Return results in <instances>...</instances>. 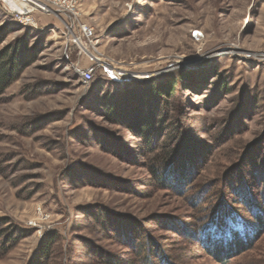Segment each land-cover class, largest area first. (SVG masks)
Here are the masks:
<instances>
[{
  "label": "rangeland",
  "instance_id": "1",
  "mask_svg": "<svg viewBox=\"0 0 264 264\" xmlns=\"http://www.w3.org/2000/svg\"><path fill=\"white\" fill-rule=\"evenodd\" d=\"M74 7L103 57L88 83L61 19L23 24L0 2V48L37 50L0 95V264H264V0ZM112 95L148 116L146 138L108 120ZM160 173L179 177L164 186ZM224 208L259 226L220 260L204 227Z\"/></svg>",
  "mask_w": 264,
  "mask_h": 264
},
{
  "label": "trees",
  "instance_id": "2",
  "mask_svg": "<svg viewBox=\"0 0 264 264\" xmlns=\"http://www.w3.org/2000/svg\"><path fill=\"white\" fill-rule=\"evenodd\" d=\"M8 33L9 31L5 26L0 27V44L4 41ZM36 56V48L28 46L27 42L23 39H16L0 48V95L3 94L7 86L18 79L23 69L30 65ZM168 90H172L171 86ZM165 92L166 90L161 86L157 88V93ZM101 106L104 108L105 116L111 123L125 125L139 136H145V138L148 136L147 134L149 133L151 122L143 111L138 112V114L132 119L128 118L127 114H125L126 111L121 107V110L119 109V104L114 95L105 98L101 102ZM148 140H150V138H148ZM159 175L164 186H169V182L173 183L172 181H177L176 179L179 177L175 175L167 176L164 173H160ZM226 211H228V208H224L221 211V214L219 213L221 216H219V214L212 216L213 218L206 222L207 224L204 227L205 232H207V234H205L206 241L212 245L214 255L220 260H226L247 250L251 246L254 237L257 235V233H255L252 235L254 237H251L249 232L258 230L257 227L259 226V223H256L257 227L255 229V223L242 218L235 212L227 213V218H225L224 213ZM233 225L246 226L249 230L244 233L240 229L234 228ZM252 227H254V229H252ZM16 232V229L10 231L4 236V240L1 243L9 245L11 238L13 235L15 236ZM1 233L2 231H0V234ZM18 233L20 232L18 231ZM246 233L249 234L246 235ZM18 236L21 237L23 235L19 234L14 238H17ZM52 239L54 242V236H50L44 242L43 253H45L49 245L53 243Z\"/></svg>",
  "mask_w": 264,
  "mask_h": 264
},
{
  "label": "built area",
  "instance_id": "3",
  "mask_svg": "<svg viewBox=\"0 0 264 264\" xmlns=\"http://www.w3.org/2000/svg\"><path fill=\"white\" fill-rule=\"evenodd\" d=\"M0 2L7 12L14 14L15 18L23 24L33 23L34 12L52 13L61 19L65 23L69 41L78 49V55L87 58V66L80 73L81 79L84 83L91 81L98 66H102L103 57L94 48L95 29L86 24H75V0H0ZM62 16H66L69 22ZM110 70L113 72L112 69Z\"/></svg>",
  "mask_w": 264,
  "mask_h": 264
},
{
  "label": "water",
  "instance_id": "4",
  "mask_svg": "<svg viewBox=\"0 0 264 264\" xmlns=\"http://www.w3.org/2000/svg\"><path fill=\"white\" fill-rule=\"evenodd\" d=\"M105 71L107 72V74L113 79V80H119L114 74H113V72L110 70V69H108V68H105Z\"/></svg>",
  "mask_w": 264,
  "mask_h": 264
}]
</instances>
